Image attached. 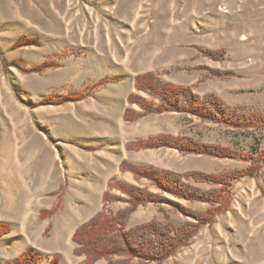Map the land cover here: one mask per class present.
<instances>
[{"label": "rangeland", "instance_id": "rangeland-1", "mask_svg": "<svg viewBox=\"0 0 264 264\" xmlns=\"http://www.w3.org/2000/svg\"><path fill=\"white\" fill-rule=\"evenodd\" d=\"M22 38L27 44L18 47ZM148 73L189 86L200 99L215 95L227 116L237 111L247 126L179 112L126 121L127 109L143 113L130 96L159 104L135 88V78ZM161 134L228 147L239 158L126 147ZM263 152L264 0H0V223L12 227L0 237V264L26 250L41 254L39 264L55 255L59 264H82L72 231L103 210L110 182L166 198L139 206L128 228L194 221L175 204L193 213L210 207L122 171L124 161L177 173H229L261 162L258 177L234 181L229 209L164 264H264ZM187 182L204 192L216 188ZM129 207L109 204L112 213Z\"/></svg>", "mask_w": 264, "mask_h": 264}, {"label": "trees", "instance_id": "trees-1", "mask_svg": "<svg viewBox=\"0 0 264 264\" xmlns=\"http://www.w3.org/2000/svg\"><path fill=\"white\" fill-rule=\"evenodd\" d=\"M26 44V38H22L17 42L18 47H23ZM206 54L211 55L207 52ZM224 54L225 50L222 49L211 56L213 59L219 60ZM21 64V61L16 62L17 67H21ZM4 67L6 68V65ZM43 69L45 68L43 67ZM135 88L138 91L150 94L159 101V104L152 101L146 102L135 95L130 96V104L139 106L143 113L138 114L136 111L127 109L124 114L126 121L134 122L144 116L153 114L179 112L196 116L204 121L235 128L247 126L248 119L245 115H238L237 111L233 110L230 111V116H227L229 107L215 95H205L200 99L193 94L191 87L163 83L155 73L138 75L135 78ZM71 99H73L72 95L67 98V100ZM126 147L131 151L172 148L188 155L239 158V155L231 148L169 134L132 141L127 143ZM260 159L264 161V152L261 153ZM261 164V162H255L247 168L229 173H206L203 171L177 173L169 170H159L150 165L136 166L124 161L120 165L122 171L131 172L137 179L149 180L152 185H155L164 193L188 201L208 202L210 207L205 212L193 213L191 210L175 204L183 212L191 215L194 221L182 225L173 223L164 225L157 222V220H152L128 228V220L139 206H144L149 202H165L166 198L160 194L151 195L146 188L131 189L125 185L110 182L108 184L109 191L118 189L128 198L114 196L109 191L105 193L103 210L75 231L72 237L73 242L76 244L74 254L85 256L82 264H96L104 259L108 260V264H131L136 259L142 264L153 262L164 264L181 248L188 246L201 227L212 224L219 214L229 209L230 188L234 181L258 177L262 169ZM190 180L213 185L216 188L204 192L189 184L187 181ZM113 202H125L130 207L112 213L109 210V204ZM53 213V210L43 211L42 217L46 218ZM11 231L12 227L9 223H0V237ZM115 257L119 258L115 259ZM40 260V253L26 250L16 258L7 260L5 264H39ZM59 261L60 256L55 255L47 264H59Z\"/></svg>", "mask_w": 264, "mask_h": 264}, {"label": "crops", "instance_id": "crops-1", "mask_svg": "<svg viewBox=\"0 0 264 264\" xmlns=\"http://www.w3.org/2000/svg\"><path fill=\"white\" fill-rule=\"evenodd\" d=\"M223 101V100H222ZM224 102V101H223ZM151 192V191H150ZM152 193V192H151ZM75 221H77V220H75ZM85 222H87V220L85 221L84 220V222L82 221V222H79L78 224H77V226L74 228V230L72 231V235L74 234V232H75V230L78 228V227H80L83 223H85ZM49 261H47V262H45V264H47Z\"/></svg>", "mask_w": 264, "mask_h": 264}]
</instances>
